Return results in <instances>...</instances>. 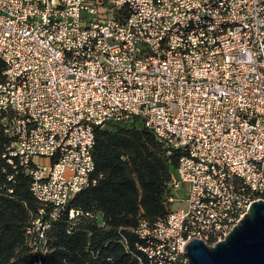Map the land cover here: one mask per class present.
<instances>
[{"label": "built area", "instance_id": "obj_1", "mask_svg": "<svg viewBox=\"0 0 264 264\" xmlns=\"http://www.w3.org/2000/svg\"><path fill=\"white\" fill-rule=\"evenodd\" d=\"M0 59L1 173L30 178L38 260L51 223L82 215L107 124L139 119L178 156L169 212L136 230L146 264H187L186 242L264 200V0H0Z\"/></svg>", "mask_w": 264, "mask_h": 264}, {"label": "trees", "instance_id": "obj_2", "mask_svg": "<svg viewBox=\"0 0 264 264\" xmlns=\"http://www.w3.org/2000/svg\"><path fill=\"white\" fill-rule=\"evenodd\" d=\"M0 59V81L4 70ZM111 126L112 128H109ZM91 185L75 195L67 215L45 231L47 250L35 257L26 229L40 204L30 192V178L0 164V264H146L136 247L139 220L148 226L169 212V181L178 156L166 148L139 119L95 129ZM12 176L10 180L8 177ZM100 218L99 221L90 217Z\"/></svg>", "mask_w": 264, "mask_h": 264}, {"label": "water", "instance_id": "obj_3", "mask_svg": "<svg viewBox=\"0 0 264 264\" xmlns=\"http://www.w3.org/2000/svg\"><path fill=\"white\" fill-rule=\"evenodd\" d=\"M183 250L187 264H264V200L252 202L222 240L193 238Z\"/></svg>", "mask_w": 264, "mask_h": 264}, {"label": "rangeland", "instance_id": "obj_4", "mask_svg": "<svg viewBox=\"0 0 264 264\" xmlns=\"http://www.w3.org/2000/svg\"><path fill=\"white\" fill-rule=\"evenodd\" d=\"M109 128H112L111 126H109ZM180 205L177 203V202H175V203H173L172 204V209H176V208H178Z\"/></svg>", "mask_w": 264, "mask_h": 264}]
</instances>
